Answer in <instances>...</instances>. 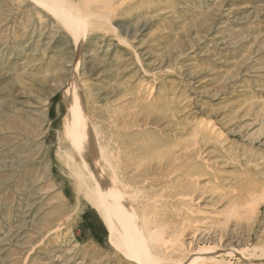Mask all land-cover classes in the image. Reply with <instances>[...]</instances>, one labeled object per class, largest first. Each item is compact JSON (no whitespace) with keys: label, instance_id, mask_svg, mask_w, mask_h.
<instances>
[{"label":"rangeland","instance_id":"1","mask_svg":"<svg viewBox=\"0 0 264 264\" xmlns=\"http://www.w3.org/2000/svg\"><path fill=\"white\" fill-rule=\"evenodd\" d=\"M0 264H264V0H0Z\"/></svg>","mask_w":264,"mask_h":264},{"label":"bare ground","instance_id":"2","mask_svg":"<svg viewBox=\"0 0 264 264\" xmlns=\"http://www.w3.org/2000/svg\"><path fill=\"white\" fill-rule=\"evenodd\" d=\"M131 2V1H130ZM80 13V12H79ZM75 16H77V15H79L78 14V12H77V14H74ZM81 15V14H80ZM113 15V14H112ZM78 18L80 17H82V16H77ZM76 17V19L74 18V17H71L70 19H71V22L72 23H75L76 24V26H77V28L78 29H81L80 31L81 32H84V27H85V25L81 22V21H79V19ZM86 16H84V18H85ZM112 17V16H111ZM74 21H73V20ZM81 20H82V18H81ZM85 20H88V18H86ZM84 20V21H85ZM108 21V20H107ZM111 21V20H110ZM109 21V22H110ZM80 27H79V26ZM118 128V127H117ZM208 128H209V126H208ZM215 129V128H214ZM115 130V129H114ZM120 130V129H119ZM124 131H125V129H124ZM127 131V130H126ZM79 132H81L82 134H83V138H82V140H79V139H70V145L75 149V151L77 152L76 154H78V155H80V156H82L81 154H82V152H81V147H83V145H84V147H85V144L86 145H88L89 143H92V141H91V139H90V137H89V133L87 134V132H88V129L86 128V126H81L80 127V129H79ZM218 136H220V135H218ZM106 138V137H105ZM93 139V138H92ZM58 140V139H57ZM68 145V144H67ZM69 148V147H68ZM86 148V147H85ZM90 148V147H89ZM134 148V147H133ZM83 150V149H82ZM85 150V149H84ZM67 151V150H66ZM88 151V150H87ZM94 151V150H93ZM89 152V151H88ZM91 152V151H90ZM101 152V151H100ZM111 153V152H110ZM138 153V152H137ZM89 154V153H88ZM92 154V153H91ZM90 154V155H91ZM86 155V154H85ZM89 155V156H90ZM103 156H104V154H103ZM128 156V155H127ZM83 158V157H82ZM92 158V157H91ZM105 158V157H104ZM128 158V157H127ZM130 158V157H129ZM85 159H86V156H85ZM101 159H102V157H101ZM109 159V158H108ZM90 160V159H89ZM104 160V159H103ZM171 160V159H170ZM71 161V160H70ZM81 161H82V159H81ZM92 161V160H91ZM101 161V160H100ZM113 161V160H112ZM85 165H84V167L86 166V162L85 161H82ZM69 163V162H68ZM71 163H72V161H71ZM94 163H96V161H94ZM99 163V162H98ZM102 163H104V161H102ZM127 163V162H126ZM97 164V163H96ZM119 164V163H118ZM65 165H67V161H65ZM104 165V164H103ZM115 165V164H114ZM161 165V164H160ZM117 166V165H116ZM102 167V166H101ZM111 167V166H110ZM86 168V167H85ZM111 168H113V167H111ZM102 169V168H101ZM109 169V168H108ZM117 169V168H116ZM168 169V168H167ZM87 170V169H86ZM115 170V169H114ZM92 171V170H91ZM111 171V170H110ZM97 172V171H96ZM113 172V171H112ZM116 172V171H115ZM114 172V173H115ZM173 172V171H172ZM100 173V172H99ZM105 173V172H104ZM111 173V172H110ZM97 174V173H96ZM106 174V173H105ZM91 175H93L92 173H91ZM95 175V174H94ZM93 175V176H94ZM102 175V174H101ZM114 175V174H113ZM115 176V175H114ZM102 177H104V175L102 176ZM131 177V176H130ZM104 178H106V177H104ZM115 178V177H114ZM116 179V178H115ZM114 179V180H115ZM123 180V179H122ZM82 181V180H81ZM116 181V180H115ZM95 184V186H94V190L96 189V185H98V189H97V191L96 192H98V193H100V194H102V195H104V196H106L107 194H106V189H110V188H112V186H114L113 188H116V185L114 184V182H113V180H112V178L110 177V178H108V180H106V179H104L103 181H99L98 179H96V181L94 182ZM115 183H117V182H115ZM117 189V188H116ZM116 189H112L113 190V192L115 193V192H117V190ZM90 190V189H89ZM92 190V189H91ZM233 190V189H232ZM234 191V190H233ZM119 192V191H118ZM135 192H137V191H135ZM121 193V192H120ZM154 202V201H153ZM245 202V201H244ZM246 203V202H245ZM148 204V203H147ZM157 204V203H156ZM140 206V205H139ZM155 206V205H154ZM153 206V207H154ZM147 207V206H146ZM143 210V209H142ZM143 216V215H142ZM145 216V215H144ZM153 216V215H152ZM149 217V216H148ZM147 217V218H148ZM135 216H134V218L132 219V220H130V224L131 225H133V226H135V228H136V232H135V237H136V241H137V245L136 246H138L137 247V249H138V252H139V256H142V254H146V249H148V248H144L142 245H140L139 244V241H143V240H145L146 238L143 236V233H139V230H141V228L139 227V225L137 224V222H136V220H135ZM143 218V217H142ZM146 218V219H147ZM150 218V217H149ZM145 219V220H146ZM145 222V221H144ZM155 223V222H154ZM145 225V224H144ZM144 225L142 226V229L144 230V228L146 229V227H149L150 225H146V227H144ZM167 225V224H166ZM162 226V225H161ZM160 227V226H159ZM165 228H166V226H165ZM150 229V228H149ZM164 229V228H163ZM147 230V229H146ZM151 230H152V228H151ZM151 230H149V231H151ZM153 233H155V232H153ZM150 234H152V233H150ZM150 234H149V237H150ZM157 234V233H156ZM155 234V235H156ZM151 236H154V235H151ZM170 236V235H169ZM156 237H157V235H156ZM159 237L161 238V235H159ZM156 239H158V238H156ZM162 240H163V238H162ZM165 240H166V238H165ZM156 241V240H155ZM158 241V240H157ZM156 241V242H157ZM167 241H169L168 239H167ZM159 242V241H158ZM163 243H164V245H165V242L164 241H162ZM162 242H160V243H162ZM160 243H158V246H159V244ZM168 242H166V244H167ZM165 247V246H164ZM148 251H149V249H148ZM170 253V252H169ZM174 255V254H173ZM165 256V255H164ZM169 256V255H168ZM172 257V256H171ZM154 263H155V261H154Z\"/></svg>","mask_w":264,"mask_h":264}]
</instances>
